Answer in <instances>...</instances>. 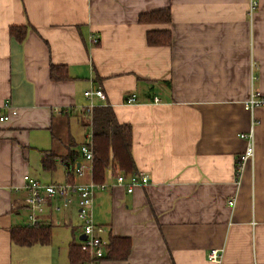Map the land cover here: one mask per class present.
Here are the masks:
<instances>
[{"label":"crops","instance_id":"0c3cea01","mask_svg":"<svg viewBox=\"0 0 264 264\" xmlns=\"http://www.w3.org/2000/svg\"><path fill=\"white\" fill-rule=\"evenodd\" d=\"M160 8L169 23L138 20ZM151 29H168L169 43L148 44ZM52 64L64 79H51ZM87 89L102 90L94 102L130 125L134 171L148 176L128 192L113 177L122 171L106 169L93 219L104 238H128L130 249L99 264H213L211 248L223 264H264V105L244 108L254 92L264 96V0H0V116L8 115L0 120V264L84 261L68 257L83 240L74 191L53 195L39 216L49 243L16 244L10 229L29 224L25 175L43 184L92 180L79 151L91 136ZM252 123L254 155L238 172L239 134ZM70 145L81 175H67L58 160L51 172L41 168L43 151L64 155Z\"/></svg>","mask_w":264,"mask_h":264},{"label":"trees","instance_id":"16d2710c","mask_svg":"<svg viewBox=\"0 0 264 264\" xmlns=\"http://www.w3.org/2000/svg\"><path fill=\"white\" fill-rule=\"evenodd\" d=\"M142 23H169L171 21L168 8H160L139 14ZM14 28H12L13 30ZM24 34H17L22 39ZM170 41L168 29H151L146 33V42L150 45H166ZM50 77L53 80L64 79L66 73L63 66H50ZM90 122L93 158L91 159L92 180L100 183L108 167H115L127 174L134 171L131 155L132 130L129 124L119 123L113 109L108 105H97L88 114L84 113ZM87 121V123H88ZM112 155V156H110ZM80 154L70 145L64 155L54 151H43L41 168L45 171L55 169L56 160L65 163L70 175L71 169L77 167ZM10 236L14 243L29 246L35 243L47 244L51 237V228L41 222L28 225L14 226L10 229ZM130 249V240L124 237H110L104 247L102 258L124 259ZM68 257L71 263L88 259V253L82 244L72 243L69 246ZM101 258V259H102Z\"/></svg>","mask_w":264,"mask_h":264},{"label":"built area","instance_id":"2783aa9c","mask_svg":"<svg viewBox=\"0 0 264 264\" xmlns=\"http://www.w3.org/2000/svg\"><path fill=\"white\" fill-rule=\"evenodd\" d=\"M256 5L255 1L250 2V9ZM93 42H97L96 36L92 37ZM84 96L88 99L89 103L84 107V112L89 114L92 109L97 106L94 102V98L97 97L101 100L105 99V95L100 89H87L84 92ZM158 99L155 97V101ZM135 101V94H131L127 99L126 103H133ZM264 105V96L258 92H254L251 97L245 102L244 108L250 112L259 106ZM3 107L9 110V113L15 114L16 110L8 103H4ZM8 115L0 116V120H5ZM253 123L251 124L248 132L240 133L239 136L246 141L244 151L239 155L237 161V171L242 169V166L252 159L254 155V134H253ZM79 151L82 156L91 161L93 158L91 136L87 138L84 143L79 147ZM111 172V168H109ZM77 175L83 173L80 166L71 169V172ZM115 182L117 184L124 185L128 192L133 191L134 187L138 184H144L148 180L147 174L143 172H130L123 173L117 172L113 174ZM26 196L24 198L25 205L28 208V219L29 224H35L40 222L39 216L44 212L46 204L49 202L53 195L59 194L62 196L67 195L70 191H74L78 195V211L77 217L83 225V234L85 238L82 240L83 247L88 253V259L81 262V264H99L103 253L104 247L107 244V239L102 236L103 226L94 221L92 215L93 205V193L95 190L104 189L107 186V182L102 181L96 183L89 181L87 183H71L65 182L61 184H43L39 180L29 176H24ZM229 204H233V200L229 201ZM56 208V207H55ZM58 209V207L56 208ZM207 259L213 264H223L222 252L218 248H211L206 254Z\"/></svg>","mask_w":264,"mask_h":264},{"label":"rangeland","instance_id":"374dc122","mask_svg":"<svg viewBox=\"0 0 264 264\" xmlns=\"http://www.w3.org/2000/svg\"><path fill=\"white\" fill-rule=\"evenodd\" d=\"M86 131H88V128H84ZM82 133H83V128L81 126H77V139H79V141H81V138H82ZM78 142V140H76ZM21 212V216L20 218H22V221H20L21 224H25L27 222V218L25 217V215L27 214V211L26 209H21L20 210ZM62 228V226H61ZM54 230H55V227L53 228V233H54ZM75 230H76V233H78V231L82 230L83 231V225L81 222H76V225H75ZM54 237H55V234H54ZM77 238V237H76Z\"/></svg>","mask_w":264,"mask_h":264},{"label":"water","instance_id":"95a60500","mask_svg":"<svg viewBox=\"0 0 264 264\" xmlns=\"http://www.w3.org/2000/svg\"><path fill=\"white\" fill-rule=\"evenodd\" d=\"M80 238H81V239H84V238H85V235H84V234H82V236H80Z\"/></svg>","mask_w":264,"mask_h":264}]
</instances>
